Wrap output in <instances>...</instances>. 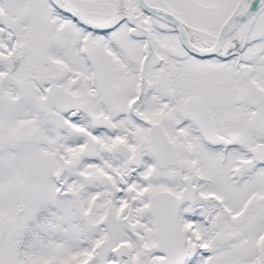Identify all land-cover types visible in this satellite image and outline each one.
<instances>
[{
	"label": "snow or ice",
	"instance_id": "obj_1",
	"mask_svg": "<svg viewBox=\"0 0 264 264\" xmlns=\"http://www.w3.org/2000/svg\"><path fill=\"white\" fill-rule=\"evenodd\" d=\"M0 264H264V0H0Z\"/></svg>",
	"mask_w": 264,
	"mask_h": 264
}]
</instances>
